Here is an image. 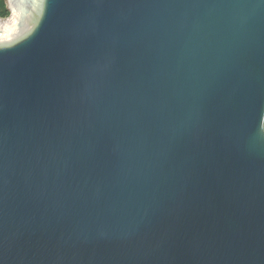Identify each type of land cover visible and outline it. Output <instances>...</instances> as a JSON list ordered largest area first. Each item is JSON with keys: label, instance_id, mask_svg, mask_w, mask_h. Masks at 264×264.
I'll return each mask as SVG.
<instances>
[{"label": "water", "instance_id": "obj_1", "mask_svg": "<svg viewBox=\"0 0 264 264\" xmlns=\"http://www.w3.org/2000/svg\"><path fill=\"white\" fill-rule=\"evenodd\" d=\"M0 264H264V0H6Z\"/></svg>", "mask_w": 264, "mask_h": 264}, {"label": "trees", "instance_id": "obj_2", "mask_svg": "<svg viewBox=\"0 0 264 264\" xmlns=\"http://www.w3.org/2000/svg\"><path fill=\"white\" fill-rule=\"evenodd\" d=\"M10 15V9L7 5L6 0H0V17L5 18Z\"/></svg>", "mask_w": 264, "mask_h": 264}]
</instances>
